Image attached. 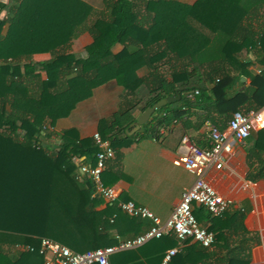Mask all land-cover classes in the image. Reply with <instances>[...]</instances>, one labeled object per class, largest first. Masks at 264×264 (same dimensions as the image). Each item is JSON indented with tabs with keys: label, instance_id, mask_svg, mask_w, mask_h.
I'll return each mask as SVG.
<instances>
[{
	"label": "trees",
	"instance_id": "trees-1",
	"mask_svg": "<svg viewBox=\"0 0 264 264\" xmlns=\"http://www.w3.org/2000/svg\"><path fill=\"white\" fill-rule=\"evenodd\" d=\"M257 16L264 20V0H101L97 6L89 0H0V264H44L37 250L16 248L37 249L42 237L85 252L150 226L148 219L125 213L110 222L115 212L121 213L115 204L97 209L99 198L91 181L79 174L74 162L75 157L93 161L98 146L92 137L80 138L71 128L55 144H43L42 134L50 135L49 127L112 79L138 99L149 95L141 110L179 95L156 110L141 134L119 136L136 119L132 109L137 101L101 119L98 132L114 150L174 120L186 125L192 117L193 129L210 120L224 130L233 112L264 106V22L255 26ZM83 32L92 41L85 46L86 54L77 56L71 45ZM117 43L123 46L115 53ZM47 52V61L32 60L34 54ZM243 53H251L250 65L257 64L259 71L238 61ZM170 59V69L163 70ZM143 66L148 71L139 75ZM20 84L25 97H19ZM251 136L252 145L245 147L246 178L264 181V131L246 140ZM192 139L201 147L211 145L206 133L205 142ZM108 175L103 170L107 185ZM201 209L194 206L197 220L196 210ZM207 217L210 224L205 227L214 233V245L228 244L233 234L240 241L227 247L226 264H249L250 248L243 244L258 237L248 236L242 214L207 212ZM176 244L175 235L168 233L113 254L110 264H160L164 250ZM195 248L187 245L186 254H176L168 264L197 263L187 255Z\"/></svg>",
	"mask_w": 264,
	"mask_h": 264
},
{
	"label": "crops",
	"instance_id": "crops-1",
	"mask_svg": "<svg viewBox=\"0 0 264 264\" xmlns=\"http://www.w3.org/2000/svg\"><path fill=\"white\" fill-rule=\"evenodd\" d=\"M178 1L192 4L196 0ZM246 19L247 17L244 15L242 20L246 21ZM262 21L264 22L261 17L257 16L252 20V23L260 28ZM82 38L84 37L82 36ZM91 41L92 38L90 37V40L85 42L83 46L85 47ZM122 46L121 43H117L112 51L116 53ZM71 51L75 53L74 49H71ZM75 55L84 56L85 53L80 52L75 53ZM50 57L49 52L38 53L32 56V60L36 62L47 61ZM167 57H170V54ZM170 61L162 65L163 70L170 69V64H173L171 59ZM238 61L241 63L247 61V65L252 71H259L257 64L253 65L252 63L250 65L252 61L251 53H243L238 57ZM232 63L237 65L233 60ZM147 71L148 68L143 66L138 70V73L144 75ZM22 86L20 84L19 97H25L27 94L26 89ZM138 97L137 95L127 94L115 79L109 80L94 88L91 96L79 101L68 116L59 118L52 127H49L50 135L42 134L41 136L43 144H55L59 141V134L71 128L76 129L80 138L92 137L94 132H98V124L101 119H109L116 111L123 110L137 101L136 106L132 109V115L136 118L142 113L141 107L147 101L149 95H143L139 99ZM154 114H156V111L151 117ZM192 119V117L189 118L186 125L182 121L176 120L159 125L154 134L149 133L150 136L136 137L130 144L115 150L113 158L106 162L104 170L111 174L108 175L109 185L116 187L119 200H123L122 197H124L138 205L145 206L162 221L168 218L174 205L179 201L183 190L189 187L196 177L195 174L186 171L178 163L180 138L183 135H188L195 140L202 139V142H205L204 133H206V130L203 126L199 129H193L191 127ZM143 126H140L137 130L140 131V134L145 132ZM162 127L165 129L164 132H160ZM252 142L253 138L251 136L243 146L235 145L225 167L219 170H211L207 174V178L220 194L233 199V204L227 211L229 213L236 211L242 214L243 225L248 232V236L258 237L257 242L252 243L249 241L243 244L245 247L250 248L251 258L249 264H264V181L257 180L253 182L246 178L248 167L245 147L251 146ZM83 159V157H75L74 162L77 164L78 160ZM86 162L90 161L87 160ZM114 175L119 176L114 179ZM93 195L99 198L97 209H103L106 205H109L97 194ZM196 208H199V206H196ZM196 211H198L200 225H209L207 211L204 209ZM121 215L122 212H115L110 219L113 217L114 221L116 217L119 218ZM147 228L139 230L137 234ZM137 234L135 232V234L128 237ZM115 236H118V234L115 233ZM190 244L196 248L190 250L187 255L191 260H197L195 264H218L222 261L223 264H226L223 255L226 253L227 247L237 246L240 241L233 234L228 244L219 243L214 245L213 243L210 247H204L209 251V255H206V253L199 251L201 249L199 243L189 240L179 253L185 255L187 252L186 247Z\"/></svg>",
	"mask_w": 264,
	"mask_h": 264
},
{
	"label": "built area",
	"instance_id": "built-area-1",
	"mask_svg": "<svg viewBox=\"0 0 264 264\" xmlns=\"http://www.w3.org/2000/svg\"><path fill=\"white\" fill-rule=\"evenodd\" d=\"M198 90L189 93V97ZM203 128L209 139V147L199 146L191 137L180 138L178 163L186 171L196 175L193 183L181 193L179 201L165 220H161L149 208L136 204L132 200H119L116 187L107 185L102 180L106 162L113 158L115 150L108 139L94 132L92 138L98 146L92 162L78 160V172L88 177L93 194L100 196L107 204H115L122 212L130 216L149 219L151 224L144 231L104 247L85 252H77L67 245L48 237H42L38 248L31 245L17 244L16 248L35 251L42 256L44 264H110V257L116 252L137 248L150 240L173 233L177 239L175 246L165 250L160 264H168L179 253L187 240L210 247L215 235L205 226L200 225L193 213L194 206L204 207L211 216H221L233 204V199L220 194L207 178L211 170L225 167L235 145L243 146L252 132L264 131V106L259 109L238 110L233 112L226 129L221 130L210 120L203 122ZM164 128L160 132H164ZM113 217L110 221H113ZM118 238V236H116Z\"/></svg>",
	"mask_w": 264,
	"mask_h": 264
},
{
	"label": "water",
	"instance_id": "water-1",
	"mask_svg": "<svg viewBox=\"0 0 264 264\" xmlns=\"http://www.w3.org/2000/svg\"><path fill=\"white\" fill-rule=\"evenodd\" d=\"M241 80L244 81L245 78L242 77ZM177 99H179V95H176V96L169 95V96H166V97L161 98L160 100L156 101L151 106H149L146 109H144L142 111V113L138 117H136V119L131 123L130 129H125L121 133L120 136H124V137L131 136L132 134H134L140 128V126L146 124L150 120L152 114L157 109H159L162 106H165L167 103L174 102Z\"/></svg>",
	"mask_w": 264,
	"mask_h": 264
},
{
	"label": "rangeland",
	"instance_id": "rangeland-1",
	"mask_svg": "<svg viewBox=\"0 0 264 264\" xmlns=\"http://www.w3.org/2000/svg\"><path fill=\"white\" fill-rule=\"evenodd\" d=\"M91 2L92 5L97 6V4L101 1V0H89ZM84 38H82V36ZM90 34L88 32H83L81 33L77 38H75L72 41V45H71V49H74V52L76 54L82 52L86 54L85 51V47L83 46L85 42H87L88 40H90ZM42 78H45L44 74H42Z\"/></svg>",
	"mask_w": 264,
	"mask_h": 264
}]
</instances>
